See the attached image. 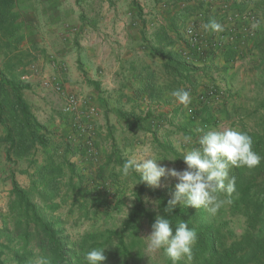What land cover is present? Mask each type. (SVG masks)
<instances>
[{
  "label": "rangeland",
  "instance_id": "1",
  "mask_svg": "<svg viewBox=\"0 0 264 264\" xmlns=\"http://www.w3.org/2000/svg\"><path fill=\"white\" fill-rule=\"evenodd\" d=\"M37 2L38 0H14L11 13L14 20L12 27L16 32L12 33L8 29L0 30V66L10 78L28 86L24 98L38 120L51 132L53 139L69 140L74 130L70 126L69 116L64 113V98L43 86V80L46 78L35 84L29 80L28 72L31 70L34 57L30 43L35 40L31 37L35 32L30 31V28L39 14L34 8ZM136 2L137 4L134 5L133 0L131 4L126 0H118V5L121 8H129L132 5L136 12L139 8L144 10V6L148 4L149 9L153 10L157 7L155 0L154 3L150 0H136ZM243 2L247 7H252L251 11L257 12V34L246 44L251 43L245 54H236L237 57L231 58L234 66L229 68L235 67V72L231 74L225 72V75L213 78L214 81L209 84V86H219L224 90V94L209 103H203L205 106L211 105L208 110L200 105L197 95L192 99L195 107L191 106L192 110L189 111L182 108L173 97H167L163 107L160 103H154L158 107L152 108L150 105L148 109V99L142 98V92L138 94L140 88L133 91L134 95L118 96L113 92L108 76L103 78L102 85L97 86L95 83L99 80L94 77L97 72L93 64L97 54H94L92 48L99 36L95 32L97 25H94V17L91 15L92 12L83 9L82 0L64 1L68 6L64 14L65 23L70 25L69 29L64 28L65 34H68V30L72 31L67 37L71 38L69 43L74 45L78 53L76 58L79 66L74 69L73 79L71 77L67 81L60 82L65 89L66 83H75V88L69 89L72 93L83 96L91 93L92 95H87V99L98 110L93 143L88 145L90 162L82 160L79 154L71 153L69 158L77 169L74 174L66 171L67 176L63 179L60 197L56 200L61 203L62 198L65 197V202L53 214L44 211L47 217L60 220L65 236L69 238V242L71 241L70 250L81 253L82 246H85L84 240L91 234L96 235L98 241L91 242L85 247L88 250L106 247L107 260L103 264H120L116 255L117 241H106L105 233L108 230H120L136 201L139 175L133 172L129 177L122 178V173L117 170L122 167L125 160L139 159L148 154H155L165 159L178 158L174 162L162 160L159 163L167 168L183 171L187 167L183 155L191 147H198L199 137L209 130L233 128L247 132L253 139V149L258 138L264 141V0H243ZM186 22L187 19H181L180 32H178L181 50L175 51V44L169 43L170 40L166 36L162 50L164 56L171 55L177 60L184 61V54L192 48L186 35ZM156 33L153 27L147 33L153 37L152 44L158 43ZM110 38L109 33H104L102 37V44L107 47V61L110 59ZM155 48L158 49L157 46ZM124 53L120 51L121 58ZM159 54L161 52L156 55ZM103 55L102 59L105 57ZM137 55L139 57L137 62H140L141 56ZM192 67L199 78L205 76L206 67L203 68L202 65H192ZM130 74V69L122 73L124 79ZM78 76L80 79H77ZM124 82L121 84L127 88L129 95L133 88H129L128 83ZM200 84L201 91L209 87L203 85V82ZM118 112L133 113L135 118L145 119L148 114L150 118L140 125L136 122L134 127H129L119 117ZM185 135H191L192 144L184 143ZM115 150L118 151L120 159L109 162V157ZM4 151V145H0V227L3 225L2 216L8 213L11 200L12 185L8 178L9 171H14L17 182L26 189L31 187L33 172L23 160L19 161L15 168L9 166ZM102 168L104 172L100 171ZM255 175H257V187L250 191L248 201L245 202L242 197L243 189L247 181ZM231 176L236 178V192L231 197H228L226 192L220 194L222 199H231V203L222 205L215 214L211 213L208 207L196 209L189 206L191 209L189 226L193 225L198 232L205 226H211L216 232H220L218 237L217 235L214 237L217 250V253H214L215 258L213 259L209 251L197 254V246L203 242L199 233L198 240L193 246L191 262L183 258L178 264H208V261L216 264H264V165L261 162V165L254 169L231 167ZM177 183H179L178 179L167 176L162 178V186L154 190L163 193L168 200H171ZM144 185L147 186L146 183ZM143 197L146 208L155 222L158 217L163 216L159 200L149 194ZM36 200L40 203L38 199ZM84 205L88 207V213L82 210ZM176 207H184V205L178 203ZM173 230L175 231V227ZM151 232L152 225L147 219H143L137 232L138 246L133 253L134 260L131 264H172L164 249L157 251L148 249L146 238ZM35 254V259L41 256L38 248Z\"/></svg>",
  "mask_w": 264,
  "mask_h": 264
},
{
  "label": "trees",
  "instance_id": "2",
  "mask_svg": "<svg viewBox=\"0 0 264 264\" xmlns=\"http://www.w3.org/2000/svg\"><path fill=\"white\" fill-rule=\"evenodd\" d=\"M134 5L137 4L133 0ZM14 0H0V30L16 32L12 27L13 16L11 7ZM139 13L141 9H138ZM166 71L172 85L190 91L191 95L198 94L200 89L199 75L193 69L192 64L183 60H177L171 55H166ZM200 84V86H199ZM206 87V86H205ZM28 86L22 82L12 79L0 66V145H4L5 160L12 168L19 161H25L29 168L33 169L31 187L23 188L15 178L14 171L10 170L8 178L11 181V200L8 213L2 216L3 225L0 227V264H31L35 259V250L41 256L47 257L49 264H85L83 255L88 249L85 247L91 242L98 241L96 235H89L84 240L81 253L70 250L69 238L65 236V230L58 218H50L44 211L53 214L61 208L65 202H56L61 194L63 179L67 176L66 171L75 173L77 166L71 162L70 155H81L82 160L90 162L89 138L80 135L74 130L69 140L53 139L51 132L38 120L31 106L24 98V92ZM201 91V90H199ZM197 98L200 101L199 95ZM200 105L203 102L200 101ZM207 105V104H206ZM208 110L209 105L205 106ZM204 108V107H203ZM202 113V112H201ZM129 127L134 123L146 122L150 116L135 118L133 113L118 112ZM74 139V140H73ZM258 154L264 156V141L262 138L256 140L255 149ZM120 159L117 150L109 157V162ZM264 165V161H262ZM104 172V169H100ZM257 187V175L252 176L243 189L242 197L248 201L250 191ZM73 188V187H72ZM149 194L159 200L163 217L173 222V228L179 222L186 221L189 224L190 208L176 207L172 214L165 212L168 204L166 196L156 190L139 183L134 207L122 224L120 230H108L105 233L106 241H117L116 255L120 264H131L134 260L133 253L136 251L137 232L143 219H147L153 225V216L146 208L144 195ZM36 199L40 201L41 205ZM88 213V207L82 208ZM195 228L193 225H190ZM189 226V227H190ZM198 232L202 235L203 242L197 246V254L209 251L213 259L217 253L215 244L216 232L211 226L201 228ZM224 257V256H223ZM208 264H216L209 262Z\"/></svg>",
  "mask_w": 264,
  "mask_h": 264
},
{
  "label": "crops",
  "instance_id": "3",
  "mask_svg": "<svg viewBox=\"0 0 264 264\" xmlns=\"http://www.w3.org/2000/svg\"><path fill=\"white\" fill-rule=\"evenodd\" d=\"M64 1L66 0H38L34 6L37 10L35 11L39 14L37 20L32 22L30 28V31L35 32L31 36L35 40L30 43L34 57L31 70L28 72L30 74L29 80L34 84L49 76H57L59 81L62 82L67 81L71 77L73 79L75 75L74 69L79 66L76 58L78 53H76L74 45L69 43L71 38L67 37L72 31L68 30L70 25L65 23L66 15L64 14L68 6ZM150 1L154 3V0ZM222 1L230 4L233 15L245 14L252 9V7H247L243 0H190V6L186 8L183 7L184 0H155L157 2L156 9H149L148 4L139 13V11H135L132 5L129 8L119 7L118 0H82L84 3L83 9L87 12H92L94 25H97V28L95 26L97 30L95 32L99 36L98 41L92 48L94 54H97L93 64L97 72L94 77L99 82L95 84L97 86L102 85L103 78L108 76L109 84L113 92L118 96L126 94L128 97L131 94L134 95L133 91L140 88L141 91H138V94L142 92V98L148 99V109H150V105H152V108L153 106L158 107L154 103H160L163 107L164 100L167 97H171L170 92L180 88L172 85L167 75L165 68L166 58L162 53L163 46H165V37L168 36L169 43L175 44V51L181 50L178 39L181 19H187L186 24L188 25L195 19L198 11H204L207 14L205 23L211 19L220 22L223 16L220 15V4ZM126 2L131 4L132 0H126ZM252 12L257 16L255 10ZM199 25H201L199 30L204 33L207 39H210L212 31H205L201 22H199ZM65 27L68 28L66 29L68 34H65ZM84 27L87 26L84 25ZM152 27L153 31L157 32V44H152L153 37L147 34L149 30H152ZM104 33H109L111 36L109 42L110 59L108 61L106 59L107 47L105 48L102 44ZM250 45L251 43L241 45L235 40L229 44L220 45L210 40L204 46L209 58L204 66V63L202 64L203 68L206 67L207 70L205 76L198 78V81L203 82V85L209 86L214 81L213 78H218L219 75L223 76L225 72L234 73L236 68H229L234 66L231 58L237 57L236 54H245ZM82 49L86 50V48ZM120 51L125 52L123 58L120 57ZM156 51L161 52V54L157 56L158 52ZM137 54L141 56L140 62H137L139 59ZM102 55L105 56L103 59ZM139 65L140 67H138ZM129 69L131 74L124 79L122 73ZM77 79H80V77L78 76ZM217 81L219 80L217 79ZM122 82L128 83V87L133 88L129 95L127 94V88H124L121 84ZM66 85L67 88L65 90L68 93L70 92L69 89L75 88V83L68 82ZM199 90L197 91L198 95L200 93ZM87 95L92 94L88 93ZM87 95L80 96L87 98ZM154 97L156 99H152ZM191 98H196V95H191ZM180 105L184 109L192 110L191 106L194 104L192 102L187 107Z\"/></svg>",
  "mask_w": 264,
  "mask_h": 264
},
{
  "label": "clouds",
  "instance_id": "4",
  "mask_svg": "<svg viewBox=\"0 0 264 264\" xmlns=\"http://www.w3.org/2000/svg\"><path fill=\"white\" fill-rule=\"evenodd\" d=\"M202 27L205 31H224V26L215 19H211ZM170 95L185 107L192 103L191 93L186 89L172 90ZM183 141L185 144H192L191 135H185ZM198 145L191 147L183 155L187 166L183 171L167 168L159 163L162 160L174 162L178 158L165 159L155 154H148L139 159H127L117 170L122 173V178L129 177L133 172L137 173L138 183H146L153 189L162 186L164 177L178 179L173 199L168 201L165 208L168 214L173 213L178 203L196 209L208 207L209 211L215 214L222 205L231 203V199H222L220 194L226 192L228 197H231L237 190L235 176L230 177V168L254 169L261 165L264 156L253 149V139L247 132L233 128L209 130L199 137ZM172 225L173 222L169 218L158 217L152 225L151 234L146 238L148 249L151 251L164 249L172 264H178L183 258L191 262L193 246L198 240L197 230L189 227L183 220L175 225V231ZM105 248H92L86 251L83 255L85 264H103L107 260ZM32 264H49V261L47 257L40 256L32 261Z\"/></svg>",
  "mask_w": 264,
  "mask_h": 264
},
{
  "label": "built area",
  "instance_id": "5",
  "mask_svg": "<svg viewBox=\"0 0 264 264\" xmlns=\"http://www.w3.org/2000/svg\"><path fill=\"white\" fill-rule=\"evenodd\" d=\"M190 0H184L183 7L190 6ZM230 4L222 1L221 6V23L224 26L222 32H212L210 39H207L203 32H201L199 22L205 23L207 14L204 11H198L186 28V35L189 37L192 48L184 54L185 59L192 65L203 66L206 64L209 55L205 49L208 42L214 41L216 44L223 45L224 43H231L233 40L241 45H246L257 34V16L252 12L239 13L233 15L231 13ZM256 25L254 28L253 25ZM43 86L47 89L53 90L58 95L64 98L65 108L64 113L70 118V126L72 130L80 135L89 138L88 144L92 145L93 133L95 131V120L98 116V110L86 98L76 93L66 92L63 84L59 81L57 76H52L43 80ZM224 94V90L217 85H211L203 89L199 93L200 101L209 103L210 101L220 97Z\"/></svg>",
  "mask_w": 264,
  "mask_h": 264
}]
</instances>
